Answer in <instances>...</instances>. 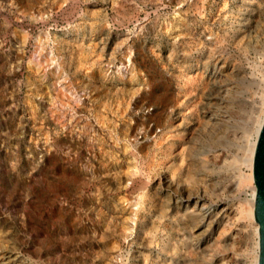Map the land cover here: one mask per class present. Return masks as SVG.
I'll list each match as a JSON object with an SVG mask.
<instances>
[{
  "label": "rangeland",
  "instance_id": "rangeland-1",
  "mask_svg": "<svg viewBox=\"0 0 264 264\" xmlns=\"http://www.w3.org/2000/svg\"><path fill=\"white\" fill-rule=\"evenodd\" d=\"M263 100L264 0H0V264H253Z\"/></svg>",
  "mask_w": 264,
  "mask_h": 264
},
{
  "label": "water",
  "instance_id": "water-1",
  "mask_svg": "<svg viewBox=\"0 0 264 264\" xmlns=\"http://www.w3.org/2000/svg\"><path fill=\"white\" fill-rule=\"evenodd\" d=\"M251 178L254 187L252 219L257 226L256 264H264V116L252 153Z\"/></svg>",
  "mask_w": 264,
  "mask_h": 264
},
{
  "label": "bare ground",
  "instance_id": "bare-ground-1",
  "mask_svg": "<svg viewBox=\"0 0 264 264\" xmlns=\"http://www.w3.org/2000/svg\"><path fill=\"white\" fill-rule=\"evenodd\" d=\"M264 116V100H263V111H262V116L260 118L259 121L256 122V125L254 127V140L249 144V147L247 149V153H248V159L247 161L250 163V170H251V161H252V153H253V149H254V145H255V140H256V136L258 134V130H259V127L261 125V121H262V118ZM248 178L252 181V178H251V173L250 175L248 176ZM253 194H254V187L253 185H251V197L249 199V202L247 204V209L244 210V216L248 219H250L253 223V219H252V207H253ZM137 207V206H136ZM201 207V206H200ZM202 209H204V216L205 215H210V210L205 208V207H201ZM138 210V209H137ZM207 217V216H206ZM205 217V218H206ZM255 224V223H254ZM256 229H257V226L255 224V228H254V236H255V242H254V249H255V252H254V259H253V264H256L257 262V232H256Z\"/></svg>",
  "mask_w": 264,
  "mask_h": 264
}]
</instances>
